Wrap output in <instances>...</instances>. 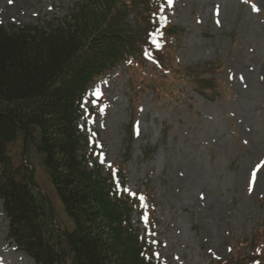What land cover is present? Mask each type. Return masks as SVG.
Here are the masks:
<instances>
[{"label":"rangeland","instance_id":"374dc122","mask_svg":"<svg viewBox=\"0 0 264 264\" xmlns=\"http://www.w3.org/2000/svg\"><path fill=\"white\" fill-rule=\"evenodd\" d=\"M83 4L0 0V23L9 31L43 27ZM166 12L176 37L163 41L184 74L222 66L221 73L201 74L215 80L213 92L199 94L179 81L163 88L168 98L158 103L131 89L125 63L86 92L80 127L97 136L82 154L93 156L101 178L119 165L127 191L149 195L152 225L139 211L130 216L149 254L163 264H226L245 256L264 228V0H173ZM21 142L13 152L20 164ZM26 152L24 164L35 169L57 221L73 228L36 145ZM8 227L0 200V264H34L8 239Z\"/></svg>","mask_w":264,"mask_h":264},{"label":"trees","instance_id":"16d2710c","mask_svg":"<svg viewBox=\"0 0 264 264\" xmlns=\"http://www.w3.org/2000/svg\"><path fill=\"white\" fill-rule=\"evenodd\" d=\"M83 1L43 27L9 31L0 23V200L8 239L34 264H161L148 254L147 238L140 239L130 224L131 213L139 211L152 225L149 195L129 194L119 165L101 178L93 156L82 154L97 136L84 135L80 127L83 101L91 84L125 63L131 89L150 92L156 101L168 98L163 88L173 84V89L179 81L199 94L213 92L215 80H201V74L221 73L222 66L183 73L163 41L176 37L166 12L173 0L170 6L165 0ZM20 138L22 164L13 154ZM31 143L71 229L57 221L35 169L24 164ZM260 233L245 256L226 264H264V228Z\"/></svg>","mask_w":264,"mask_h":264},{"label":"snow or ice","instance_id":"6c2138e0","mask_svg":"<svg viewBox=\"0 0 264 264\" xmlns=\"http://www.w3.org/2000/svg\"><path fill=\"white\" fill-rule=\"evenodd\" d=\"M10 2H11V0H10ZM167 4L170 6L171 5V0H167Z\"/></svg>","mask_w":264,"mask_h":264}]
</instances>
